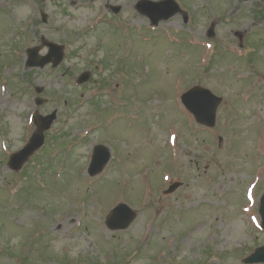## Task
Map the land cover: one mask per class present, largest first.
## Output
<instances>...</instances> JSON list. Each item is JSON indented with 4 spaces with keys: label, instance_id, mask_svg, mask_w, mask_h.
Returning <instances> with one entry per match:
<instances>
[{
    "label": "rangeland",
    "instance_id": "1",
    "mask_svg": "<svg viewBox=\"0 0 264 264\" xmlns=\"http://www.w3.org/2000/svg\"><path fill=\"white\" fill-rule=\"evenodd\" d=\"M138 1L0 0V264H242L264 244V0H175L187 21L156 28ZM41 38L65 47L64 62L29 73L25 50ZM193 85L223 98L213 129L181 106ZM53 110L44 148L11 172L31 118ZM97 144L113 160L89 178ZM25 178L35 198L19 196ZM172 181L182 186L163 195ZM121 202L137 216L111 232Z\"/></svg>",
    "mask_w": 264,
    "mask_h": 264
},
{
    "label": "water",
    "instance_id": "2",
    "mask_svg": "<svg viewBox=\"0 0 264 264\" xmlns=\"http://www.w3.org/2000/svg\"><path fill=\"white\" fill-rule=\"evenodd\" d=\"M171 3L168 0L164 4ZM160 4H151V6L159 7ZM174 8V7H173ZM174 10L176 11L177 8L175 7ZM114 11H117L115 9ZM153 13L152 15H155ZM174 14V11L170 10L168 13L162 16H152L149 15L151 18L152 23L155 25L161 19H168ZM209 36L212 37V28L209 30ZM49 47V54L42 59L38 66L42 67L44 64L52 61L53 66H56L62 59V52L60 48L54 45H48ZM53 58V60H51ZM33 58L30 60V66H34L35 64L32 62ZM87 78L83 76L80 78L79 82L85 81ZM181 101L183 105L190 111V113L194 116L197 123L207 126L213 127L215 124V112L216 108L221 102L220 98L215 97L209 90L201 88L199 86L193 87L188 90L185 94L182 95ZM39 103V102H37ZM55 118V113L52 115L41 119L40 127L37 130V133L33 134L29 143L19 152L11 156L8 167L13 170L17 171L20 167L24 164L29 156H31L38 148L41 147L43 144L44 131L48 130L52 121ZM109 158V154L106 150L103 149H96L93 155V160L91 162L90 168L88 170V174L90 176H95L100 173L106 164ZM179 184L172 185L168 193L173 192L175 188H177ZM259 215L261 218V227L264 230V193L260 198L259 202ZM135 217V213L132 212L126 205H119L115 209H113L111 215L107 218L106 226L110 230H121L125 229L129 226L132 220ZM246 264L252 263H264V246L255 250V252L249 256L247 259L244 260Z\"/></svg>",
    "mask_w": 264,
    "mask_h": 264
}]
</instances>
